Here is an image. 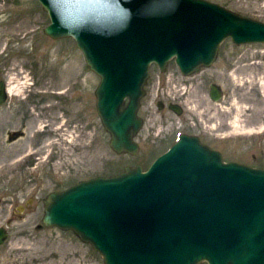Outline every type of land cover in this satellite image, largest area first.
I'll return each instance as SVG.
<instances>
[{
    "label": "water",
    "instance_id": "1",
    "mask_svg": "<svg viewBox=\"0 0 264 264\" xmlns=\"http://www.w3.org/2000/svg\"><path fill=\"white\" fill-rule=\"evenodd\" d=\"M38 1L50 19L44 34L72 37L99 76L95 107L116 154L138 151L151 62L165 71L174 58L190 75L212 64L225 38L264 42V22L208 0ZM7 96L0 80V105ZM41 225L72 230L104 264H264V169L224 162L180 134L146 170L125 166L48 193ZM7 236L0 227V245Z\"/></svg>",
    "mask_w": 264,
    "mask_h": 264
},
{
    "label": "rangeland",
    "instance_id": "2",
    "mask_svg": "<svg viewBox=\"0 0 264 264\" xmlns=\"http://www.w3.org/2000/svg\"><path fill=\"white\" fill-rule=\"evenodd\" d=\"M208 1L264 22V0ZM49 22L38 0H0V80H11L17 70L28 79L22 94H8L0 105V227L8 233L0 245V264H104L102 256L72 230L41 225L43 199L81 180L113 176L125 166L140 165L146 170L178 133L195 131L199 117L204 119L208 109H219V104L202 105L207 108L197 113L195 128L188 101L185 104L160 90H166L168 76L178 89H184L191 74L183 75L174 58L165 71L151 62L137 112L143 126L133 138L138 151L116 154L95 107L99 76L88 68L72 37L54 39L44 34ZM242 53L244 58L256 53L250 60L257 67L241 68L234 79L240 83L229 79L225 85L219 71L240 65L237 58ZM208 68L205 73L220 85L224 98L229 95L222 115L228 135L223 146L215 138L204 139L221 148L224 161L261 168L256 166H264V135L256 133L264 124V42L236 45L225 38ZM58 92L64 93L59 96ZM168 104L180 106L181 113L167 108ZM218 118H211L208 128L215 129L216 120L223 122ZM235 119L239 127L250 131L234 129ZM61 123H65L62 131L55 132ZM70 137L77 141L71 142Z\"/></svg>",
    "mask_w": 264,
    "mask_h": 264
},
{
    "label": "flooded vegetation",
    "instance_id": "3",
    "mask_svg": "<svg viewBox=\"0 0 264 264\" xmlns=\"http://www.w3.org/2000/svg\"><path fill=\"white\" fill-rule=\"evenodd\" d=\"M242 54H244V53H242ZM216 58H217V55H216ZM216 58H215V60H216ZM238 58H239V56H238ZM242 64H245V63H242ZM238 65H236V66H238ZM208 67H200L199 70L192 72L191 75H190V76L198 77L196 79L195 84H196V86H200L201 90H202V93L198 94V96L196 98L198 100V97H201L202 103L197 102L196 107H194L193 110H192V116L193 117L192 116L191 117H192V120H193L194 127L196 128V121L198 119L197 113L200 112V111L203 112L207 108V107L201 108L202 105L204 106L205 104H207V105L219 104L218 105L219 109H216V110L212 111L209 108L208 111H207L208 113H205L206 117H204V119L200 116L199 117V121L201 122V124H203V126L200 125V122H198L197 124H198L199 127H197L195 129V131H192L190 133V135L198 138V140L202 144H204V145H206L208 147H211L214 150L219 151L221 156H222L221 148L219 150L217 147L213 146L208 140H206L204 138L205 137H209L210 139L211 138L212 139L215 138L223 146V143L227 139V135H228L227 127L223 126V123L227 124L228 122L226 121V119L222 115H223L224 112H226V110H223V108L226 109V104L228 103L229 95L224 98V96H226V94H225L224 91H222L220 85L217 82L211 80L210 75L208 73H205L209 69ZM234 68H235V66L232 67L231 65H228V66H224V70H222V71L220 70L219 71L218 75H220L223 78L225 85H227L228 81H229V77H228L227 74L231 73ZM238 71H241V68L238 69ZM206 74H208V75L206 76ZM205 77H207V78L205 79ZM216 96H218V97L216 98ZM160 105L162 106V104H160ZM250 105L253 106V104H250ZM167 108H169V104L167 105ZM181 111H182V109H181ZM219 116H221V118L223 119L222 120L223 122H221V120H218V121L216 120V122L213 123L215 129L208 128L209 127L208 123L211 122V118L212 119H217ZM225 117H226V113H225ZM215 125H216V127H215ZM216 129H218V130H216ZM256 134H257V136L264 135V124L261 127H259V130H257ZM259 140L260 139H258V142H259ZM222 159H223V156H222ZM256 167L264 168V166H256Z\"/></svg>",
    "mask_w": 264,
    "mask_h": 264
},
{
    "label": "bare ground",
    "instance_id": "4",
    "mask_svg": "<svg viewBox=\"0 0 264 264\" xmlns=\"http://www.w3.org/2000/svg\"><path fill=\"white\" fill-rule=\"evenodd\" d=\"M257 43V42H256ZM256 53H252V54H249L247 57L244 58V54H241V56H239V58H237V62L240 61V65L236 66L235 65V68L233 69V71L231 73H228V77L229 79L231 80V82L233 83L234 82H239V80H234L236 79V75L238 73V69L240 68H244V67H247V68H250V67H253V68H256L257 67V64L255 61L254 62H251V58H253L255 56ZM242 59V60H241ZM247 61L250 60V62H247ZM242 63H245V64H242ZM15 70V69H14ZM16 77H13L11 80L8 79L7 80V85H8V94L12 95V94H15V95H19V94H22L25 89L28 87V79H27V76L25 75V73L21 70H17V72L15 73ZM19 76V77H18ZM198 77H194V76H190L189 79H188V84L187 86H184L183 88L184 89H178L177 88V85H176V81L173 80L172 78H170L169 76L165 79V87H166V90L162 87L160 89V83H158V89L161 90V92L164 91V93L167 95V96H170L172 98H180L184 101V103L186 104L187 101L188 103L191 105L190 106V109L193 110L194 107H196V104L197 102L199 103H202V99L201 97H198V100L196 99L198 94H201L202 93V90H201V87L200 86H196L195 82H196V79ZM257 81V80H256ZM175 83L174 85H171L172 83ZM64 92H58L57 95L61 96L63 95ZM172 94V95H171ZM186 94L188 96V99L186 100ZM55 105H52L53 109H56V107H54ZM39 125L41 124V122L39 121L38 123ZM65 123H61L57 128H55V132H61L62 131V126L64 125ZM234 129H240V127L243 129V130H247V129H244L242 127V125H238V121L235 119L233 122H232V125H231ZM45 127V126H44ZM41 128H38V131L40 130ZM250 130L248 129L247 132H249ZM60 135H63V133H59ZM69 136V135H68ZM71 138V137H70ZM77 141V137H73L71 138V142H75ZM49 144H52V143H49Z\"/></svg>",
    "mask_w": 264,
    "mask_h": 264
}]
</instances>
